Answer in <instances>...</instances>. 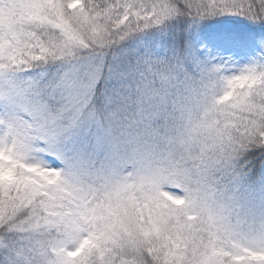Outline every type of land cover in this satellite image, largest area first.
<instances>
[{"label": "snow or ice", "instance_id": "snow-or-ice-1", "mask_svg": "<svg viewBox=\"0 0 264 264\" xmlns=\"http://www.w3.org/2000/svg\"><path fill=\"white\" fill-rule=\"evenodd\" d=\"M0 264H264V0H0Z\"/></svg>", "mask_w": 264, "mask_h": 264}]
</instances>
